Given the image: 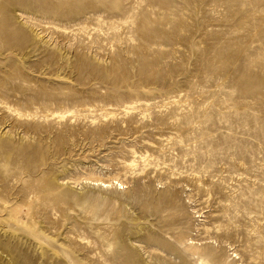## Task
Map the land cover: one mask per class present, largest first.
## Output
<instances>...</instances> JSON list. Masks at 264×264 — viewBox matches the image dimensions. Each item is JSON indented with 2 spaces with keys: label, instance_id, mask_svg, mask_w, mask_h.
Segmentation results:
<instances>
[{
  "label": "rangeland",
  "instance_id": "1",
  "mask_svg": "<svg viewBox=\"0 0 264 264\" xmlns=\"http://www.w3.org/2000/svg\"><path fill=\"white\" fill-rule=\"evenodd\" d=\"M0 264H264V0H0Z\"/></svg>",
  "mask_w": 264,
  "mask_h": 264
},
{
  "label": "bare ground",
  "instance_id": "2",
  "mask_svg": "<svg viewBox=\"0 0 264 264\" xmlns=\"http://www.w3.org/2000/svg\"><path fill=\"white\" fill-rule=\"evenodd\" d=\"M96 182H98V181H96ZM102 185H104V184H102Z\"/></svg>",
  "mask_w": 264,
  "mask_h": 264
}]
</instances>
